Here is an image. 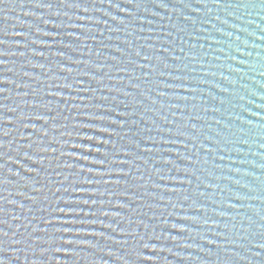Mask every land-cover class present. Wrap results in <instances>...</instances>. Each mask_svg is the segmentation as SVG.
<instances>
[{
	"label": "water",
	"instance_id": "obj_1",
	"mask_svg": "<svg viewBox=\"0 0 264 264\" xmlns=\"http://www.w3.org/2000/svg\"><path fill=\"white\" fill-rule=\"evenodd\" d=\"M0 264H264V0H0Z\"/></svg>",
	"mask_w": 264,
	"mask_h": 264
},
{
	"label": "snow or ice",
	"instance_id": "obj_2",
	"mask_svg": "<svg viewBox=\"0 0 264 264\" xmlns=\"http://www.w3.org/2000/svg\"><path fill=\"white\" fill-rule=\"evenodd\" d=\"M97 116H98V115H96V116H91V118H92V119H96ZM40 118H41V116H37V117H36L37 120H39ZM99 119H103V114L99 115ZM47 123H48V122L45 121V124H47ZM43 135H44V136H47L48 133H47V132H43ZM84 142L87 143V142H90V141L85 140ZM51 150H52L53 152L56 151L55 148H52ZM43 151H47V149H43ZM84 153H85V152H84ZM90 154H91V153L89 152V153H85V155H82V156H84V157L86 158V157H87L88 155H90ZM57 191H59V189H57ZM65 191H67V189H65ZM93 202H94V201H93ZM85 204H87V201H85ZM59 212L63 213V212H64V209H63V208L59 209ZM93 214H95V213H93ZM47 223H48V224H52V220H48ZM5 235H6V234H5ZM71 243H72V241L70 240V241H68L66 244L71 245Z\"/></svg>",
	"mask_w": 264,
	"mask_h": 264
}]
</instances>
